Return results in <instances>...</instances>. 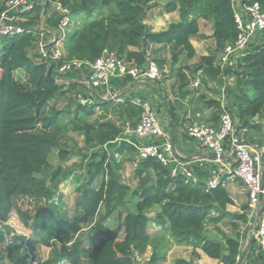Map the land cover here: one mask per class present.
<instances>
[{
    "label": "trees",
    "instance_id": "trees-1",
    "mask_svg": "<svg viewBox=\"0 0 264 264\" xmlns=\"http://www.w3.org/2000/svg\"><path fill=\"white\" fill-rule=\"evenodd\" d=\"M256 1L264 10V0ZM4 2L0 0V12ZM60 2L75 20L81 15L91 19L69 32L60 60H38L42 14L45 26L52 29L62 18L51 3L36 0L34 8L22 14L27 17L23 25L28 31L0 37V245L8 241L6 258L11 264H137L136 257H143L152 247L153 254L146 264H161L166 255L159 254L158 244L168 235L173 242L191 247L194 257L199 258L201 251L220 264H238L242 244L239 222H248L249 206L244 205L242 213H231L228 206L235 201L226 186L208 190L203 181H187L183 174L172 176L170 168L155 158L140 159L137 148L125 135L126 126L135 127L144 112L140 104L132 99L119 103L98 99L91 106H83L66 96L77 83L67 90L53 78H57L62 62L95 61L105 50L115 53L129 67L141 70L150 59L163 69V59L148 54L151 45L171 47L174 62L182 53L194 58L197 52L191 40L199 36L198 21L205 18L213 23L216 47L190 67V79L179 67L182 96L192 93L185 87L196 78L198 70L219 88L225 85V78L235 76L234 86H228L227 92L232 93L236 106L234 109L228 104V108L239 132L247 129L260 133L258 145L262 148L264 123L255 122V118H264V32L262 46L246 53L235 73L231 67L222 69L219 64L224 46L238 35L231 0L167 1L164 11H178L180 18L159 32L146 23L154 6L151 0ZM116 79L118 84L134 78L127 75ZM64 99L76 106L74 111L55 107L48 110L51 101ZM203 99L204 106L214 112V121L208 119L209 123L218 126L221 102L206 96ZM174 104L181 106L176 100ZM70 119H75L73 129L83 134L85 147L77 150L80 161L64 167L74 153L65 141ZM248 141L254 143V138ZM59 147L61 162L54 166L50 156ZM126 163L135 166L134 185L123 181L121 170ZM69 175L75 176V190L79 193L71 217L62 213L55 202L58 187ZM20 198L35 200L40 207L30 213L18 204ZM103 207L106 211L101 213ZM117 207L121 211L116 230L106 235L104 223ZM13 210L23 225L34 231L32 239L14 233L8 223ZM228 217L232 220L231 234L218 228L223 235L211 236L207 223L211 221L217 228L215 225ZM153 222L161 227L157 233L152 232ZM38 243L49 247L50 253L43 261L33 263L31 251ZM173 264L193 263L178 259Z\"/></svg>",
    "mask_w": 264,
    "mask_h": 264
},
{
    "label": "built area",
    "instance_id": "built-area-1",
    "mask_svg": "<svg viewBox=\"0 0 264 264\" xmlns=\"http://www.w3.org/2000/svg\"><path fill=\"white\" fill-rule=\"evenodd\" d=\"M36 0H5V8L0 12V37L23 34L28 30L23 25L27 17L22 16L34 8ZM45 5L51 3L53 8L62 14L59 24L55 28H48L44 24L42 14L39 21L40 41L37 46L38 60L51 63L60 60L65 53V43L73 22V16L62 7L60 0H41ZM238 35L234 42L227 43L220 55L222 69L227 66L239 69L243 56L255 51L261 42L264 32V10L256 0H231ZM256 39H258L256 41ZM235 70V71H234ZM85 80L78 89L71 90V82L67 75L83 73ZM57 81L70 89L67 99L75 98L83 106H91L95 97L105 90L111 93L115 78L124 79L131 75L134 79L144 78L159 81L164 77V69L149 60L145 69L129 67L127 63L115 53L105 50L95 61L71 59L62 62L58 69ZM227 78H225V82ZM227 90V83L223 93ZM135 103L144 108V112L135 127L128 124L125 129L127 140L138 150L140 159L155 158L171 170V175L183 174L187 181L198 183L195 169L181 158L166 127L156 115L151 103L135 99ZM222 112L218 126L203 120H193L186 129L189 139L197 141L213 155L215 167L210 170V177L206 180L207 189H215L220 185L227 186L229 181H241L248 195L251 215L257 216L255 225L258 233L257 243L264 258V171L261 167L263 151L255 149V155L247 140L242 136L245 129L239 132L237 122L228 108L226 101L221 102ZM260 195L263 200H260ZM32 260V258H31ZM33 259V263H37Z\"/></svg>",
    "mask_w": 264,
    "mask_h": 264
},
{
    "label": "crops",
    "instance_id": "crops-1",
    "mask_svg": "<svg viewBox=\"0 0 264 264\" xmlns=\"http://www.w3.org/2000/svg\"><path fill=\"white\" fill-rule=\"evenodd\" d=\"M167 1L170 0H151L150 2L154 6L148 12L146 23L150 25L155 32L167 29L171 23L178 21L180 18L178 11L172 13H167L164 11L163 5ZM198 23L200 29L199 36L194 37L191 40L197 52V55L194 58L190 59L184 53H182L179 58L180 63H177L179 61L177 60L175 61L176 63L173 64L171 61V59L173 60V49L171 47L162 44L151 45L148 54L151 58L163 59V69L167 74H164V77L159 81L137 78L128 80L125 79L117 84L116 82L118 79H114V83L112 84L113 89L111 90L112 94L103 90L98 93V95H96L95 101L97 102L98 99H113L115 103H119L124 102L126 99H132L134 101V99L137 98H140V100L146 99L150 101L156 115L159 117V120L166 127L167 133L173 139L175 147L180 153L181 158L187 162H190V166L195 169V174L198 178V181L206 182V180H208L210 177V170L215 167L213 155L208 149L201 146L197 141L188 138L186 135L187 126L193 120L207 121L208 119H211V122L214 121L213 109L204 106L205 103L203 96H206V99L216 98L220 102L226 101V103L232 105L234 109L236 103L235 98L233 97L232 93H230V90L229 93L227 92L228 90L223 93L224 86L219 88L206 75H204L202 70H198L195 74L196 78L191 80L190 83L185 87V90H191L192 93L185 97L182 96V90H180L181 84L179 82V76L177 75V72L182 69L183 71H181L184 72L190 79L192 72L190 66L192 67L193 64L199 60H196V58H200V56L208 54L216 47V41L213 37V23L205 18H200ZM179 67L181 68L179 69ZM173 70L176 71L173 72ZM85 74L86 71H83V73H72V77L68 78V80L71 82V86L73 82L77 83V85L74 83L76 86L74 89H78L80 85L83 84V81L85 80ZM206 81H208V83H206ZM235 81V76L227 78V81L225 82L227 83V88L228 86H234ZM193 88H199V92H196ZM217 89L221 90L215 92ZM175 100L179 101L181 106L175 105ZM110 117L116 118L115 116ZM259 118L261 117H256L255 122L264 123L262 121L259 122ZM246 133H248V137L254 138V143L247 141L248 145L252 148L253 154L255 155V149H260L263 151L261 156V167L264 169V146L259 148L258 145L261 138L260 133L245 129V134ZM226 187L235 201V204L230 205L231 207L241 210L244 205L249 206L248 195L241 181H229ZM248 213V222L241 226L242 244L241 254L238 258V264H264V258L260 252L256 237L257 232L255 225L257 224V216L251 215L250 206ZM253 221H255L254 224ZM152 225L153 233L154 230L160 231L161 228L158 229L160 226L154 224V222ZM155 226H157L156 229ZM246 228H248L247 231H244ZM149 250L153 251V248L149 247L148 251ZM171 250H174V248H171ZM171 250H169L170 254L172 253ZM169 251L167 260L165 262L167 264L171 263L169 261ZM199 252L200 257L202 258L201 260L208 259L210 264H220L218 260L208 257L201 251Z\"/></svg>",
    "mask_w": 264,
    "mask_h": 264
},
{
    "label": "rangeland",
    "instance_id": "rangeland-1",
    "mask_svg": "<svg viewBox=\"0 0 264 264\" xmlns=\"http://www.w3.org/2000/svg\"><path fill=\"white\" fill-rule=\"evenodd\" d=\"M86 17H87L86 15H81V16L77 17L76 20L73 17V22H72V25L70 28L74 29L76 27H80L83 24H86L87 22H89L91 20V19H87ZM77 22H79V23L77 24ZM73 29L69 30V32L72 31ZM257 40L258 39H256V41ZM261 40H262V42H259V45L262 46L263 38H261ZM198 59H199V57L196 58V60H198ZM171 61L173 64L176 63L172 59H171ZM219 62H220V58H219ZM177 63H180V60ZM240 65H241V62H240ZM174 66H176V65H174ZM174 71H176V70H173V72ZM66 78H68V76ZM193 89H196V88H193ZM198 89H196V90H198ZM229 96H230V94H229ZM75 102H76V100H75ZM53 107H55L56 109H64L65 108V109H71L72 111H74L76 106L74 104L68 102V100L64 99V100H58V101H51L47 108H48V110H50ZM261 121L264 122V119L259 118V122H261ZM74 122H75V119L74 120L70 119L67 122L66 128H65L66 133H67V135L65 137V141L68 142V144L70 145V148L72 150H74V153L67 162L63 163L64 167H68V166L74 164L75 162L80 161L81 157H80V155L77 154V150L83 151V148L85 147V138H84L83 134L78 133L73 129L75 127ZM242 136L247 141L250 138V137H248V133H246V134L244 133V134H242ZM60 148L61 147H59L56 151H54L53 154L50 156V161L54 166L58 165L61 162L59 155H58ZM134 167L135 166L132 165L131 163H126L125 168H123L121 170L122 174H123V181H125L126 183L131 184V185H134L136 183V179L134 177ZM75 184H76L75 176L69 175L67 177V179L64 180L60 184V186L58 187L59 192H58L57 198L55 200L56 205L59 208V210L62 213L68 214L70 217L75 212L76 200L79 198V193H77V191L75 190ZM17 202L22 207V209L28 210L30 213H34L40 207L39 205H37L35 200H32V199L20 198L17 200ZM40 204L43 205V202H41ZM228 208H229V206H228ZM228 210L231 213H236V212L242 213V209L237 210L236 208L231 207V206ZM105 211H106L105 207H103L100 210L101 213H104ZM120 211H121L120 207L115 208L113 213L110 215L109 219L106 220V222L104 223L106 235H111L116 230L117 223H118L117 219H118V215H119ZM150 215H151V217H152V215L154 216L155 212L151 213ZM213 215L216 216L217 213H213ZM231 221L232 220L228 217L225 220H223L220 224L215 225L217 228H214L213 222L209 221L207 223L208 229H209V234L211 236H215L217 234L222 236L223 234L221 232H219V230H218V228H221V231H223L224 233H227L226 235H230L231 230H232V228L230 226ZM8 223L14 229V233H16L18 235H23V236L27 237V239L33 238V235H34L33 232L34 231L23 225V223L19 220V217H18L17 212L15 210H13L11 212L10 219H9ZM254 223H255V221H253V224ZM243 224H244L243 222H239L240 230H241V226ZM156 227L157 226H155V229H156ZM159 228H161V227H158V229ZM247 229L248 228H246L244 231H247ZM154 233H157L156 230H154ZM159 235H160V233H159ZM156 236H158V235H156ZM257 236H258V233H257ZM158 237H160V236H158ZM9 240H11V237H9ZM7 246H8V241L0 245V264H11L9 262V260L6 258V255L8 252ZM171 248H174V250H171ZM169 250L172 251L171 254H170ZM158 251H159L160 255H164V254L166 255V260H167L168 251H169V261L171 262L170 264H173L178 259H186L187 261H190L193 264H210L208 259L201 260L202 259L201 257H199V258L194 257L192 255V248L191 247L173 242V240H170L168 238V235L164 236V239L162 238L161 242L158 244ZM29 252H30V250H29ZM31 253L33 255V256L31 255L32 262H33L34 258L37 259L38 261H43L45 258H47L50 251H49V247L38 243L34 247V249H32ZM152 254H153V251L149 250V251H147V253L143 257H141V256L136 257L137 264H146V262L148 261V259H150ZM171 257H173V258H171ZM166 260L163 261L161 264H167V263H165Z\"/></svg>",
    "mask_w": 264,
    "mask_h": 264
},
{
    "label": "water",
    "instance_id": "water-1",
    "mask_svg": "<svg viewBox=\"0 0 264 264\" xmlns=\"http://www.w3.org/2000/svg\"><path fill=\"white\" fill-rule=\"evenodd\" d=\"M50 76H51V71H49V73H48V77H50ZM53 81L56 82L57 79L56 78H53ZM263 171H264V169H263ZM260 200H263V196L262 195H260Z\"/></svg>",
    "mask_w": 264,
    "mask_h": 264
},
{
    "label": "clouds",
    "instance_id": "clouds-1",
    "mask_svg": "<svg viewBox=\"0 0 264 264\" xmlns=\"http://www.w3.org/2000/svg\"><path fill=\"white\" fill-rule=\"evenodd\" d=\"M73 29V28H70V30Z\"/></svg>",
    "mask_w": 264,
    "mask_h": 264
}]
</instances>
